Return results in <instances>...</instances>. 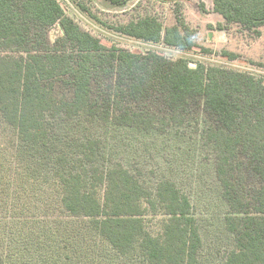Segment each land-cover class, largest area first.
I'll return each mask as SVG.
<instances>
[{
    "label": "trees",
    "instance_id": "16d2710c",
    "mask_svg": "<svg viewBox=\"0 0 264 264\" xmlns=\"http://www.w3.org/2000/svg\"><path fill=\"white\" fill-rule=\"evenodd\" d=\"M97 1L0 0V264H264V0Z\"/></svg>",
    "mask_w": 264,
    "mask_h": 264
},
{
    "label": "rangeland",
    "instance_id": "374dc122",
    "mask_svg": "<svg viewBox=\"0 0 264 264\" xmlns=\"http://www.w3.org/2000/svg\"><path fill=\"white\" fill-rule=\"evenodd\" d=\"M68 2V4H70L69 0H66ZM97 1V0H96ZM98 5L105 11L108 12H122L124 10H126L128 6L126 7H117L114 6L112 4H110L107 1L104 0H100L97 1ZM199 3H204L206 5V7H210L213 4V0H190V10L192 12V14L194 13V17L198 18L201 22V24H216L217 22L220 21V16L216 15H211V14H207V13H201L200 11H193V7L197 8L196 5ZM72 8V6H71ZM208 34H211V39H209V41L211 43H213L214 47H221V46H228V47H232L235 44H239V38H234L232 32H219V31H209ZM117 41L121 42L122 45H125L127 47H129L130 49L134 50V51H140L143 48H151V46H148L146 44H143L139 41H133V40H128L125 38H116ZM175 54V56H184L187 57L193 61H210V62H214L217 63L219 65L222 66H226V67H230V68H234V69H239V70H247V71H251L254 72L256 74H263L262 71L260 70H255L253 68L250 67H246L242 64H237V63H227V62H223V61H214L211 59H207L204 57H201L199 55L196 54H179V53H173V55Z\"/></svg>",
    "mask_w": 264,
    "mask_h": 264
},
{
    "label": "water",
    "instance_id": "95a60500",
    "mask_svg": "<svg viewBox=\"0 0 264 264\" xmlns=\"http://www.w3.org/2000/svg\"><path fill=\"white\" fill-rule=\"evenodd\" d=\"M211 36H212V35H211V34H209V37H210V39H211ZM192 67H193V68H195L196 66H194V65H193Z\"/></svg>",
    "mask_w": 264,
    "mask_h": 264
}]
</instances>
